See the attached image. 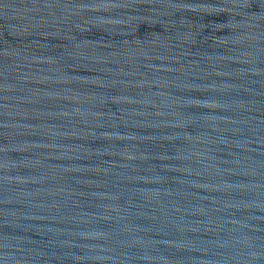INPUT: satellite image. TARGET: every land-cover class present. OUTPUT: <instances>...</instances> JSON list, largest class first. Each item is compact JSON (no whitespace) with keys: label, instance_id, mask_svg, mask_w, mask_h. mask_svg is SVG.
Segmentation results:
<instances>
[{"label":"water","instance_id":"water-1","mask_svg":"<svg viewBox=\"0 0 264 264\" xmlns=\"http://www.w3.org/2000/svg\"><path fill=\"white\" fill-rule=\"evenodd\" d=\"M0 264H264V0H0Z\"/></svg>","mask_w":264,"mask_h":264}]
</instances>
